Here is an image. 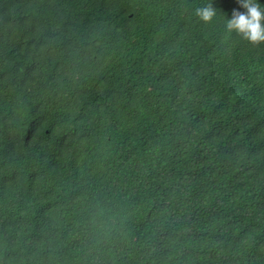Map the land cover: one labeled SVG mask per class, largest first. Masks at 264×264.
Segmentation results:
<instances>
[{
	"label": "trees",
	"instance_id": "16d2710c",
	"mask_svg": "<svg viewBox=\"0 0 264 264\" xmlns=\"http://www.w3.org/2000/svg\"><path fill=\"white\" fill-rule=\"evenodd\" d=\"M234 7L0 0V264H264V41Z\"/></svg>",
	"mask_w": 264,
	"mask_h": 264
},
{
	"label": "clouds",
	"instance_id": "9594fccd",
	"mask_svg": "<svg viewBox=\"0 0 264 264\" xmlns=\"http://www.w3.org/2000/svg\"><path fill=\"white\" fill-rule=\"evenodd\" d=\"M237 3L240 7L232 9L226 27L252 43L264 41V0H237ZM196 14L203 20H211L216 14V7L213 3L198 7Z\"/></svg>",
	"mask_w": 264,
	"mask_h": 264
}]
</instances>
